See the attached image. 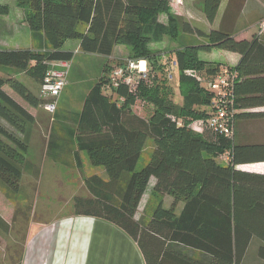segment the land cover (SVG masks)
<instances>
[{"label": "trees", "instance_id": "1", "mask_svg": "<svg viewBox=\"0 0 264 264\" xmlns=\"http://www.w3.org/2000/svg\"><path fill=\"white\" fill-rule=\"evenodd\" d=\"M16 2L30 31L43 34L46 48L0 50V66L16 69L38 86L46 75L47 63L72 60V52L61 50L67 40H80L83 52L106 49V55L120 44L130 48L128 60L156 61L150 69L155 74H150L147 65L148 78L139 82L134 93H128L125 86L110 90L122 100L120 104L102 91L108 83L104 75L85 97L78 116L68 119L71 124L66 134L74 139L75 149L71 150L75 157L84 152L89 163L103 168L107 175L106 181L97 175L86 178L88 196L73 198L74 215L100 218L124 231L138 246L145 264H244L253 236L263 241L257 252L264 264V174L252 167L264 162V154H250L264 150V145L238 144L235 132L232 138H222L206 128L200 133L191 129L193 123L209 116L212 96L198 78L214 75L220 65L199 59L198 53L213 49L239 55L231 67L238 72L233 87L235 125L264 119V111H252L264 108V30L260 25L250 38L242 39L221 29L203 32L185 25V32L203 42L183 46L174 51L168 63H162L157 54L149 55L147 45L163 35L174 38L177 34L178 22L169 12L168 0L126 5L110 40L103 36L106 21L101 0ZM220 2L203 0L209 24ZM161 13L168 16L166 25L156 21ZM0 14H7L6 6L0 5ZM82 24L88 28L85 33L78 29ZM103 41L106 48H102ZM171 68L178 71L180 103L172 99L171 89L162 86V74ZM138 99L152 105L148 119L133 112ZM42 103L16 77H0V120L7 125L0 124V192L6 197L10 198L9 191H20L21 177L30 170L25 157L27 144L19 134L24 135L34 123L28 108ZM149 139L153 149L138 168ZM222 154L226 160L218 158ZM245 164L250 165L241 166ZM151 177L155 184L144 211L150 212L149 217L135 220ZM164 196L173 199L167 209L163 208ZM180 202L184 205L176 214Z\"/></svg>", "mask_w": 264, "mask_h": 264}, {"label": "crops", "instance_id": "2", "mask_svg": "<svg viewBox=\"0 0 264 264\" xmlns=\"http://www.w3.org/2000/svg\"><path fill=\"white\" fill-rule=\"evenodd\" d=\"M101 1V7L106 21L105 32L103 31L104 34H102L106 40H110L113 31L118 28V24L123 16V9L126 5L144 6L151 4L154 1L156 2V0ZM202 4L203 0H182L181 6L170 3L169 12L178 22L176 36L171 38L169 35H163L160 40H153L147 45V47L154 49L161 54L165 53L168 55L167 57L170 58L174 51L181 49L183 46L197 45L203 42L202 39L198 38L195 34L185 32V25L203 32L221 29L225 32L234 34L235 38L242 39L250 38L255 34L258 30V25L264 21V0H221L212 24H209L205 17ZM0 5L7 7V14H0V33L4 32L10 38L9 41L0 39V47H7L6 50L31 51H42L46 48V41L43 34H33L30 31L29 27L23 20V10L16 4V1H13L11 4L5 1H0ZM12 10H14L15 13V23L11 22ZM167 18L168 16L166 13H161L158 15L156 21L162 25H166L168 22ZM78 29L85 33L88 28L86 25L82 24L78 26ZM153 33L154 32H152V34ZM104 43L105 42L103 41L102 48H106L107 46V44ZM61 50L72 52V60L78 58L81 59L78 60L79 66H76L75 68V80H77L76 86L82 87L79 89V101L74 107V110H65L64 113L59 110V119H57V122L55 121L61 128L62 132L64 131L65 133L66 128L71 124L68 119L72 118V116H78L89 91L104 75L108 76L109 73H106L105 69L108 68L109 64H112L111 62L113 60L121 61L120 63L125 62L127 60L126 58H129L131 50L127 46L117 44L113 46L109 55L105 54L107 53L106 49L97 50L96 52H83L80 48V40L65 41ZM222 56H224L223 61L227 66L234 67L239 60V55L231 52H228V54L225 53ZM70 62L68 63L67 75L74 67L73 64L70 66ZM63 91L56 98V110L57 101L61 99ZM104 92V94L110 97L111 101H115L117 104H120L122 101L112 91L106 90ZM139 102H142V106L145 104V101L141 99L136 100V103L132 107L133 112L144 119H148L152 112V105L148 104L149 107L147 112H145L144 115H140V110L135 111ZM177 103H180V100ZM28 111L34 117V123L26 128L24 135L19 134V137L25 141L27 140L29 133H31V137L33 138V135L38 132L34 129L38 123L36 116L30 110ZM42 111L45 110L43 109ZM53 134L51 135V138ZM54 146L62 148L65 145H56L54 141L52 148H54ZM27 148L29 150L28 144ZM49 148L51 147L48 143V145L46 144V149ZM67 149L69 150L70 146L67 147ZM71 149L74 150L75 148ZM152 149L153 144L147 146V151L149 153L146 160ZM147 151L145 146L143 155H145ZM68 152H70V150ZM71 152H73L74 155V151L71 150ZM77 159L78 158L74 155L75 165ZM253 164L252 167L254 169L260 170L259 173L264 174V162ZM246 165L250 164L241 166ZM239 167L240 166L237 167L238 170L246 171ZM93 175L99 176L104 181L107 180V175L104 170L101 171L99 175ZM154 184L155 178L151 177L139 202L135 214V220H138L141 216L145 219L149 217V215L146 216L144 211ZM172 200L173 199L170 196H164L163 208H169ZM183 205V202L178 203L175 209L176 214L180 213ZM141 207L140 216L137 217L136 215ZM1 218L2 217L0 216V223L3 219ZM261 244H263V241L258 237L253 236L251 238L243 258L244 264H263V259L257 252L258 247ZM21 245L22 250L19 264H145L138 246L124 231L111 223L96 217L78 216L73 214V216H64L49 221H32L30 225H27L24 240Z\"/></svg>", "mask_w": 264, "mask_h": 264}, {"label": "rangeland", "instance_id": "3", "mask_svg": "<svg viewBox=\"0 0 264 264\" xmlns=\"http://www.w3.org/2000/svg\"><path fill=\"white\" fill-rule=\"evenodd\" d=\"M0 1L11 4L16 0ZM11 22L15 23L14 10H12ZM0 39L9 41L10 38L6 33L2 32L0 33ZM0 49L6 50L7 47H0ZM149 50L150 56L151 54H157L160 62H169L170 58L165 53L161 54L150 48ZM225 53L228 54V52L218 49H213L211 52L199 51L198 58L212 65L227 66L223 61L224 56H222ZM79 59L70 62V66L73 64L74 67L66 77V84H68L64 87L61 99L57 101V110L53 114L42 111V106L28 108L36 116L38 123L34 129L38 132L33 135V138L31 137V133H29L25 141L29 145L26 161L30 170H26L21 177L20 191L18 193L9 191L10 198L6 197L3 192H0V216L3 218H1L2 221L0 223V264H19L22 250L21 244L24 240L27 225H30L32 221H49L64 216H73V198L75 196H88L84 181L91 175H99L103 171L101 167L92 166L84 152L78 154L79 158L76 160L75 165L74 155L71 152V148L75 147L74 139L66 134V132H62L56 123L57 119H59V110L63 113L65 110H74L79 101V89L82 87H77V80H75V68L79 66ZM126 59L128 60V57ZM137 60H145L146 64L150 67L149 70L156 63L153 58L147 60L141 58ZM120 62L113 60L107 69H112ZM167 66L169 68V65ZM150 74L154 75L155 73L150 70ZM169 74L172 77L170 79L168 78ZM162 75L164 80L162 86L164 88L167 87V91L171 89L170 93L173 94L172 99L175 102H179V100L181 102V96L177 88L178 71L175 68H171L170 71L168 69ZM0 77H16L33 95L39 97V86L25 74L17 73L16 69L0 66ZM7 91L11 93L9 90ZM148 107L147 103L142 106V102H139L135 111L140 110V115H144ZM252 111H264V108ZM54 118H56V122L53 121ZM0 124L6 127V124L1 120ZM54 141L56 145L61 144L65 146L62 148L54 146L52 148ZM235 141L238 144L264 145V119L245 120L236 123ZM48 143L51 148L46 149V144L48 145ZM151 145L152 141L150 139L147 140L146 151L147 146ZM69 146L70 152L67 149ZM148 153L147 151L142 156L138 163V168H141L145 164ZM250 154L261 155L264 154V150H253ZM141 209L142 207L138 210L137 217L140 216ZM145 214L146 216L149 215L147 212Z\"/></svg>", "mask_w": 264, "mask_h": 264}, {"label": "built area", "instance_id": "4", "mask_svg": "<svg viewBox=\"0 0 264 264\" xmlns=\"http://www.w3.org/2000/svg\"><path fill=\"white\" fill-rule=\"evenodd\" d=\"M169 3L181 6L182 0H168ZM260 29L264 30V21L260 23ZM48 69L39 89V98L42 99L43 109L53 114L56 111V98L61 94L66 85L68 70L67 62H49ZM108 83L101 89L111 90L125 86L128 93H134L140 81L148 78V67L145 60H126L122 65L114 67L109 73ZM168 78H172L168 75ZM238 78V72L228 66H220L217 73L207 77H199L198 80L211 94L209 116L205 121L195 122L191 129L201 132L208 129L222 138H232L235 132L233 87ZM226 160V155L218 157Z\"/></svg>", "mask_w": 264, "mask_h": 264}]
</instances>
